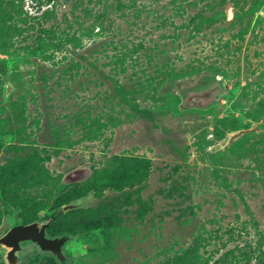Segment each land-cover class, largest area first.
I'll list each match as a JSON object with an SVG mask.
<instances>
[{"label":"rangeland","instance_id":"374dc122","mask_svg":"<svg viewBox=\"0 0 264 264\" xmlns=\"http://www.w3.org/2000/svg\"><path fill=\"white\" fill-rule=\"evenodd\" d=\"M49 221L63 264H264V0H0V238Z\"/></svg>","mask_w":264,"mask_h":264},{"label":"water","instance_id":"95a60500","mask_svg":"<svg viewBox=\"0 0 264 264\" xmlns=\"http://www.w3.org/2000/svg\"><path fill=\"white\" fill-rule=\"evenodd\" d=\"M11 90V89H10ZM253 129L239 131L230 138V143L238 139L240 136L252 132ZM77 205L70 204L63 208L64 211L71 210ZM51 221L47 223L33 222L27 225H17L12 227L3 237L0 238V246L6 247V261L8 264H21L20 253L28 250L39 249L43 253H50L61 264L66 263L67 257L63 253V249L68 241V236L49 237L47 230ZM24 243L30 245L25 248Z\"/></svg>","mask_w":264,"mask_h":264}]
</instances>
